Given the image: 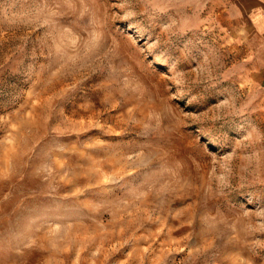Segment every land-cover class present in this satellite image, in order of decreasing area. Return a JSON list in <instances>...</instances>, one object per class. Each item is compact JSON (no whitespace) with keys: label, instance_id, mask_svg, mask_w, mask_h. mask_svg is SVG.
Wrapping results in <instances>:
<instances>
[{"label":"rangeland","instance_id":"obj_1","mask_svg":"<svg viewBox=\"0 0 264 264\" xmlns=\"http://www.w3.org/2000/svg\"><path fill=\"white\" fill-rule=\"evenodd\" d=\"M214 7L0 0V264H264V85Z\"/></svg>","mask_w":264,"mask_h":264},{"label":"crops","instance_id":"obj_2","mask_svg":"<svg viewBox=\"0 0 264 264\" xmlns=\"http://www.w3.org/2000/svg\"><path fill=\"white\" fill-rule=\"evenodd\" d=\"M214 1L215 16L223 20V34L246 48L245 57L253 68L252 73L264 85V0Z\"/></svg>","mask_w":264,"mask_h":264}]
</instances>
